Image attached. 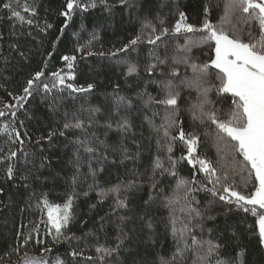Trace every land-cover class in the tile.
<instances>
[{
    "label": "trees",
    "instance_id": "1",
    "mask_svg": "<svg viewBox=\"0 0 264 264\" xmlns=\"http://www.w3.org/2000/svg\"><path fill=\"white\" fill-rule=\"evenodd\" d=\"M25 2L37 10L31 27L10 18L9 9L3 7L4 4H11L17 11H22L17 7V0H0V97L14 103L7 93L22 95L21 89L27 79L44 67L45 60L48 61L47 72L58 69L68 71L60 57L72 54L77 55L73 73L76 79L72 82L85 87L88 83H93L95 88L89 93H72L71 96L67 89L56 90L55 94L65 99L55 113L49 108L50 98L44 99L45 94L40 89L23 102V107L16 110V117L10 114L0 117V128L5 124L14 125L24 140L21 145L19 141L13 142L6 133L0 131V155L9 151H17L18 154V160L13 161L16 167L14 179L9 180L6 177L7 164L0 163V189L3 190L0 192V264H13L23 255V251L39 256L42 247L52 249L50 253L43 254L46 259L54 261L56 256H60L66 264H160L162 258L170 259L175 251V243L170 234V212L164 205L165 198L172 194L176 179L168 175L160 176L157 172L155 180L158 188L151 187L154 160L159 156L164 166L169 167L170 154L166 148L157 144L158 139L161 144L164 143L162 131L158 136L154 128L145 121V116L150 117L158 127L163 123L165 113L160 106L145 107V101L148 99L147 94L155 97L160 91L152 81L167 78V73L174 66L173 58L186 55L188 65L180 63L179 77L171 78L180 92L178 122L186 132H195L199 136V154L206 156L219 167L224 161H221L217 150L215 127L210 123L193 120L191 106L197 98V93L182 83L195 78L189 65L203 64L213 53L208 45L193 47L189 53L177 51V46L185 43L184 36L169 38L167 46L161 44L154 47L142 42L135 46V50L127 54L118 53L115 57L100 56L98 53L107 54L121 48L141 32L146 20L159 28V21L163 19L165 26L171 27L179 18L178 10L184 11L188 21L199 27L205 18L207 6V18L216 25L224 13L225 0H137V6L133 8L120 5L118 0H108V3L113 5L110 9L98 3L95 9H90L87 13H75L63 34L60 29L65 23V18L59 13L63 10L65 0H19L21 5ZM22 14L27 15L23 12ZM45 23L53 27L41 32L36 25L43 27ZM233 23H238L237 19L234 18ZM144 31L147 33L149 29ZM93 33L97 37L95 40L92 39ZM199 35L188 34V37L198 39ZM240 35L247 41L248 29L243 28ZM58 36L60 40H57ZM88 41H91L90 48L83 53L75 52L77 46L87 45ZM13 44L19 45V50L13 49ZM87 51H91L93 55H87ZM20 52H24L27 59L21 57ZM50 52L52 56L48 55ZM156 57L166 58L167 63L158 65L155 73L149 75L146 67L157 63ZM124 61L136 64L138 73L126 76L127 63ZM161 70L164 75H161ZM211 71L213 75L210 77V83H218L215 80L216 70ZM145 91L146 95H137ZM115 96L126 97L130 106L117 112L112 106ZM209 97L215 102L214 106L220 109L221 118L227 119L230 98L221 100L214 88ZM81 105L85 110H81ZM87 109L99 111L90 113ZM153 111L158 112V115L153 117ZM65 112L68 113L69 119L71 114L76 112L85 123L90 116L95 121L92 128L88 129L87 135L98 147L99 155H90L81 150L79 173L74 167L77 145L73 141L77 136H82V133L68 131L64 137L57 135L51 142L45 140L37 143L42 133L46 135L49 129L62 128ZM122 117H127L132 126L127 133H121L115 128L116 122ZM109 119L113 123L111 130L103 126ZM172 131L175 133L176 130ZM98 141H104V144L100 145ZM125 152L132 158L124 159ZM185 152L183 144L177 141L173 145L171 155L179 161V176L191 178L196 169L186 161L180 160ZM105 154L106 160L103 159ZM42 156L50 158L46 161L49 166L40 168ZM33 160L35 168L39 169V181L34 179L37 173L31 163ZM89 164L96 170L95 176L88 174ZM30 170L32 178L24 181L22 176L29 175ZM246 175L247 173H244V176ZM197 178L206 183L203 173L197 172ZM235 180L237 185H241L240 176H236ZM26 184L30 187H26ZM130 184L132 187L129 188ZM117 185L120 186V198H126L127 207L114 211L115 194L101 197L98 193L101 189L106 190ZM241 190L245 189L241 187ZM85 192L88 193L87 196L84 195ZM41 193H46L50 202L59 204L65 201L67 195L75 194L74 218L69 228L54 242V236L45 235V228L41 225L39 236L32 233L33 240L25 250L19 255H5L17 245L16 233L22 231L27 235L33 225L39 223L42 218L36 199ZM150 195L153 199L149 201ZM194 195L196 200L193 207L205 213L204 238L223 245L220 256H214L213 262L222 259L234 260L235 264H264V246L259 244L258 236L254 234L253 217L238 211L234 205L217 203L210 209L209 202L216 198L203 191ZM145 201L149 202L146 204ZM91 205L95 207L92 208ZM182 206L183 202L176 206V215L184 219L183 214L179 212ZM209 215L214 219H207ZM179 226L178 223L177 227ZM195 231L200 235L198 229ZM125 237V244L118 253L106 257L104 261L99 259L96 247H114L118 239ZM36 239L44 240L45 244H36ZM71 251L82 252V255L73 258L68 255ZM186 264H192L191 256Z\"/></svg>",
    "mask_w": 264,
    "mask_h": 264
},
{
    "label": "snow or ice",
    "instance_id": "2",
    "mask_svg": "<svg viewBox=\"0 0 264 264\" xmlns=\"http://www.w3.org/2000/svg\"><path fill=\"white\" fill-rule=\"evenodd\" d=\"M120 5L128 8L137 6V0H118ZM103 5L106 9H110L113 5L108 3V0H65L63 10L59 13L60 16L65 18V23L61 27V34L69 27V21L72 20L73 15L78 11L87 13L90 9H95L97 6ZM4 8L9 9L10 18H15L21 24L33 26L34 17L37 15L35 7L27 2L20 4L17 0V7L22 11H17L11 4H4ZM208 7L205 6V18L197 27L188 21V17L184 11L178 10V19L171 26H165V21L160 19V27L157 28L152 25L150 21H145L142 25L141 32L130 39L121 48L114 52L104 53L100 52L98 55H108L115 57L118 53L127 54L135 50V46L146 42L148 45L159 47L161 44L167 46L169 38H178L184 36L185 43L177 46V51L189 53L193 47H200L201 45H208L211 48L213 55L209 56L207 62L203 64L189 65L194 73V79L182 81L189 88H193L197 93V98L191 106L192 118L194 121L200 123H210L214 125L217 140V150L220 154V166L209 160L206 156L202 157L198 152L200 143L199 136L195 132H186L180 125L179 121V100L180 92L177 86L173 83V79L179 77L180 63L188 65V57L182 56L173 58V67L167 73V78L164 80H154L159 88L157 96L153 97L145 92L137 93V95H148L145 101V107H152L154 105L160 106L165 116L163 123L158 127L153 124L150 117L145 116V121L150 127L159 134L163 133L164 143L158 139L157 144L160 147L166 148L168 156L169 167H165L159 156L153 162V176L151 179L153 189L158 188V183L155 180V174L158 172L160 176L168 175L176 179L175 187L172 194L165 198V207L170 212V234L175 243V251L170 259H161L160 264H186L188 257H192V264H235V261H225L216 259L213 262V257L220 256V249L223 245L213 242L211 239H206L203 236L204 227L203 220L205 213L198 208L193 207V202L196 200L195 193L205 192L216 198L209 202V208L217 203L224 205H234L238 211H243L246 215L254 218V234L258 236L259 244L264 246V0H225L224 13L220 18V22L216 25L212 24L208 18ZM27 13V15H23ZM237 19L238 23H233V19ZM36 27L41 32L51 29L53 26L45 23L43 27L38 24ZM83 28V25H81ZM243 28L248 29L249 39L245 41L240 32ZM145 29H149L145 33ZM199 33L198 39H191L188 34ZM31 35V33H29ZM258 37V38H257ZM92 39H97L96 34H92ZM60 40V37H57ZM214 45V47H213ZM11 47L19 50V45L13 44ZM56 47L55 42L53 48ZM91 47V41L87 45H79L76 47V53H83L87 48ZM21 57L27 59L24 52L19 53ZM49 56L53 54L48 53ZM87 55L91 56L93 53L87 51ZM60 59L64 62V69L57 71L47 72L48 61L45 60L44 67L35 71L25 85L22 87V95H17L8 92L7 95L14 103L5 101L0 97V117L11 115L16 117L18 108L24 106V101L33 96L34 92L42 89L44 99L49 100V108L55 113L59 110L64 102L63 96H57L56 90L63 91L69 90V95L72 93L86 94L91 92L95 85L88 83L87 86H81L73 83L76 79L74 73L77 55H63ZM157 63L149 64L146 71L149 75H153L158 65H166L167 59H160L156 57ZM127 63L126 76L138 73V66L134 63ZM216 70L215 80L218 83H210V77L213 73L211 70ZM161 75H164L161 70ZM2 87V86H0ZM215 89L217 97L221 100H228L230 98V110L227 113V119H222L219 115L220 109L214 105L215 102L209 97V93ZM75 98V97H73ZM112 106L117 112L121 108L130 106L126 97L115 96L112 100ZM81 110H85L81 105ZM90 113L98 112L99 109H87ZM65 121L61 129H49L47 134L43 133L38 137L37 143L45 140L51 142L57 135L64 137L66 132H80L83 135L77 136L73 141L77 145L76 155L77 159L74 164L77 172L79 173L80 151L90 155H99L98 147L93 143V140L88 137V129L92 128L95 121L91 118L85 123L84 119L76 112L71 114L68 118V113L65 112ZM158 115V112L153 111V117ZM23 126V122H21ZM104 127L107 129L113 128L111 119L105 121ZM131 124L127 117H122L121 120L116 122L115 128L121 133H127L131 130ZM175 129V133H173ZM0 131L6 133L9 139L13 142L19 141L21 145L24 144L22 135L17 131L14 125L5 124ZM26 135V133H25ZM31 138L29 137V140ZM181 142L186 149L180 160H184L196 171L193 172L191 178L180 177L177 171L178 160L172 158L173 145L175 142ZM100 145L104 141H98ZM241 158V159H238ZM125 152L124 159H131ZM50 158L47 156L41 157L40 168L49 166L46 161ZM107 159V155L103 156ZM18 160L17 151H9L4 155H0V163H6L5 170L6 177L11 180L14 179L16 167L13 163ZM33 169L37 173L34 179L39 181L41 176L39 169L35 168V161H31ZM198 166V167H197ZM102 170V169H101ZM197 172L203 173L206 183L197 178ZM244 173H247L244 176ZM89 175L95 176L96 170L89 164ZM240 176L241 185H237L235 177ZM32 178V170L29 175L22 176L24 181ZM45 179H47L45 177ZM76 182V177L73 178V183ZM208 185H211L209 187ZM251 185V187H249ZM26 187L30 185L26 184ZM129 188L132 187L130 184ZM241 187L245 189L241 190ZM3 190L0 189V192ZM120 186L117 185L110 189H101L98 193L99 196L104 197L110 194H115V208L127 207L126 198L121 199L119 196ZM88 195L87 192L84 193ZM31 199V197L29 198ZM39 210L42 213V218L39 223H36L31 228L30 232L25 235L24 232L18 231L16 233V240L18 241L15 247L11 248V252L5 253L11 256L12 253H19L25 250L30 242L33 240L32 233L39 236L40 226L45 228V235H53L54 242L59 240L63 235L64 230L69 228L74 218V201L75 194L67 195V198L62 204L52 203L49 201L46 193H41L36 197ZM153 197L149 196V201ZM149 201H145L147 204ZM183 202V206L179 208V212L183 214L184 219L176 215L177 205ZM90 207L94 208L95 205ZM231 209H229L230 211ZM46 217V218H45ZM124 219V217H121ZM207 219H214L212 216H207ZM179 223V227L177 224ZM151 225H149L150 227ZM199 230L200 235L196 234L195 230ZM211 231L210 229L208 230ZM74 237H67L72 239ZM127 238L118 239L114 247H96L95 251L99 254V259L104 261L106 257L118 253L121 247L124 246ZM36 244L43 245L45 241L36 239ZM51 248L42 247L41 255H29L27 251H23V255L13 264H66L60 256H56L55 260L46 259L44 253H50ZM69 256L75 258L82 255V252L71 251ZM239 256L237 257V259ZM2 259V257H0ZM91 259V258H89Z\"/></svg>",
    "mask_w": 264,
    "mask_h": 264
}]
</instances>
